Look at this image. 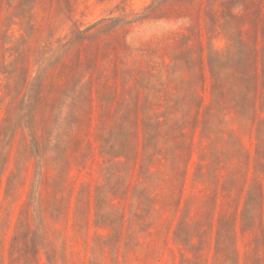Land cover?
Instances as JSON below:
<instances>
[{
	"label": "rangeland",
	"instance_id": "rangeland-1",
	"mask_svg": "<svg viewBox=\"0 0 264 264\" xmlns=\"http://www.w3.org/2000/svg\"><path fill=\"white\" fill-rule=\"evenodd\" d=\"M0 264H264V0H0Z\"/></svg>",
	"mask_w": 264,
	"mask_h": 264
}]
</instances>
